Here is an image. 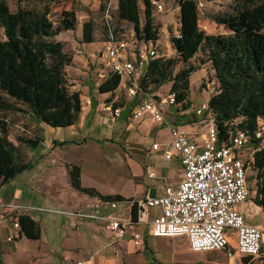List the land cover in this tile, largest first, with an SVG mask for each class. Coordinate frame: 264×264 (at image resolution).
Masks as SVG:
<instances>
[{"label":"crops","instance_id":"obj_1","mask_svg":"<svg viewBox=\"0 0 264 264\" xmlns=\"http://www.w3.org/2000/svg\"><path fill=\"white\" fill-rule=\"evenodd\" d=\"M81 35L80 46L72 43V61L65 67L71 88L78 91L81 101L75 123L52 127L27 112H16L22 115L18 123H13L19 135H37L41 139L36 146L29 147L9 138L19 147V157L31 165L0 185L3 263L232 264V259L225 261L220 254L226 255L224 250L192 251L185 236L156 237L148 233L147 225H139L142 238L136 246L129 233L118 235L106 229L101 220L76 215V211H90L100 199L71 185L68 164L80 167L82 186L92 187L103 195L122 197L116 208L101 202L103 214L132 218L135 208L128 204L129 200L161 195L165 186H176L183 175L179 155L172 152L166 158L163 154L171 149L169 125L175 124L201 142L213 123L209 110L195 112L209 95L199 100L189 95L190 105L186 109L180 103L167 105L164 122H157L150 114L132 118L135 105L145 98L144 91L129 95L122 79L112 93L99 92L98 85L106 69L97 53L105 39L83 42ZM165 84L168 85L151 86L147 93L164 96L160 89ZM114 102L120 108L117 116L111 110ZM184 125H189V130ZM154 143L156 149L151 147ZM247 200L250 204H246ZM236 208L245 223L261 229L262 249L258 256L248 260L242 256L234 263L263 264L264 208L251 200L249 189L247 199ZM155 212L150 210L149 216ZM14 216L18 218V228L12 225ZM13 233L17 236L9 240ZM230 244L234 245L235 240L231 239Z\"/></svg>","mask_w":264,"mask_h":264},{"label":"trees","instance_id":"obj_2","mask_svg":"<svg viewBox=\"0 0 264 264\" xmlns=\"http://www.w3.org/2000/svg\"><path fill=\"white\" fill-rule=\"evenodd\" d=\"M178 35L171 42L178 57L151 58L140 78L141 89L150 92L151 86L170 83L169 92L175 102L186 109L190 105V74L198 65L190 59L201 52L199 63L210 62L218 82L217 90L207 100L208 110L220 141L227 142L236 128L254 131L258 118H264V0H235L231 12L217 13L212 19L224 25L228 34H206L198 24L197 0H179ZM143 7L144 21L140 10ZM151 0H117L113 16L132 24L134 39L148 43L158 40ZM105 10V8H104ZM47 10L19 7L11 10L6 0H0V185L31 163L19 157L18 146L9 140L4 111L27 112L52 127L72 125L78 119L81 101L78 91L71 88L65 67L72 55L64 43L55 38L62 31L75 29L74 10H63L57 25L48 18ZM111 17H112V13ZM105 19V18H104ZM106 22V38L117 35ZM93 22L82 23V41L94 39ZM182 67L175 70L178 61ZM121 77L108 73L98 85L101 93H112ZM119 105L117 102L113 107ZM240 118L238 123L233 121ZM16 143L34 147L41 137L16 136ZM253 138L248 143L255 151L250 163L255 170V188L251 200L264 208V142ZM71 185L100 200L122 199L119 195H103L80 183V167L67 165ZM249 177V178H250ZM248 183V176L246 177ZM135 208V207H134ZM136 216V208L132 219ZM245 260L251 256H243ZM0 264H4L0 251ZM264 264V257H263Z\"/></svg>","mask_w":264,"mask_h":264},{"label":"built area","instance_id":"obj_3","mask_svg":"<svg viewBox=\"0 0 264 264\" xmlns=\"http://www.w3.org/2000/svg\"><path fill=\"white\" fill-rule=\"evenodd\" d=\"M156 10L162 5L158 0H151ZM201 5V3H198ZM110 6L104 10V18H111ZM134 38L125 35L118 38L112 33L98 50V57L108 73H116L126 81L127 93L131 96L143 92L140 74L147 68L151 58L157 57V41L141 42L135 49ZM105 75V76H106ZM145 93V98L138 102L131 114L139 118L150 114L157 122H164L163 111L167 105L175 104V93L164 96ZM112 114L120 112L118 106L112 107ZM208 110L207 101L199 104L195 112L200 114ZM170 150L164 156L170 158L172 152L179 155L183 175L176 186L167 185L158 196H143L128 201L136 208L134 219L103 214L100 203L116 208L117 200H99L90 211H76L84 218L101 220L104 227L118 235L129 233L134 245H139L142 233L139 225H147L148 233L156 237L185 236L192 251L224 250L228 258L258 256L262 249V231L259 227L244 222L236 206L248 197L247 161L241 157V150L251 146V139L264 140V118H258L257 128L250 132L236 128L227 142L220 141L218 132L211 123L198 142L175 124L169 125ZM152 149L157 144H152ZM252 147V146H251ZM150 176L153 172L149 173ZM155 209L153 216L150 210ZM17 216L12 219L14 228H18ZM16 233L8 236L11 240ZM235 244L231 245L230 240ZM77 264H83L78 261Z\"/></svg>","mask_w":264,"mask_h":264},{"label":"rangeland","instance_id":"obj_4","mask_svg":"<svg viewBox=\"0 0 264 264\" xmlns=\"http://www.w3.org/2000/svg\"><path fill=\"white\" fill-rule=\"evenodd\" d=\"M161 5V10L152 8L153 20L158 27L159 37L157 40V52L159 56L164 57H178L175 49L173 48L171 38L178 35L179 29V0H158ZM11 10H16L19 7H32L40 10H47L48 18L57 25L61 12L63 10H74L77 18V25L75 29L62 31L56 35L55 38L61 40L68 52L72 55L73 45L72 43H79L80 35L82 34V23L85 20H91L93 22V34L95 40L106 38V22L104 19V8L110 6L112 17L110 25L116 31L117 35H125L129 38H134V31L132 24L125 21H119L115 16L114 7L117 0H6ZM235 0H197L198 6V24L206 34H228L230 33L224 25L217 23L212 19V16L217 13L231 12L233 10ZM198 3H201L199 5ZM143 5L141 4L140 18L144 21ZM135 49L137 50L141 42L135 41ZM80 46V43H79ZM79 47H76V49ZM203 54L199 51L191 59L190 63L198 65V69L190 74V96L194 100L204 99L208 95L214 93L217 90L218 82L215 78L214 70L209 61L200 64L199 59ZM98 57V54H97ZM99 58V57H98ZM182 62L179 60L175 66V70L182 67ZM168 85L165 84L161 87V93L166 95L169 92ZM7 121H9V138L16 141V136L19 135V129L14 126V122H19V117L16 112L4 111ZM240 118L235 119L233 122L238 123ZM23 122H20L22 124ZM189 130V125H184ZM205 129V128H204ZM207 130V129H206ZM205 131V130H204ZM205 135V134H204ZM203 135V137H204ZM264 142V140L262 141ZM255 148L248 146L241 150V157L245 161L251 162L253 152ZM248 176V189L249 197L254 195L255 179L250 176H254L255 170L251 168L249 163L247 167ZM250 177V178H249ZM246 204H250L246 201ZM264 214V212H263ZM224 257L225 261L228 258L223 252L220 253ZM241 257L232 259V264H236ZM236 262V263H234Z\"/></svg>","mask_w":264,"mask_h":264}]
</instances>
